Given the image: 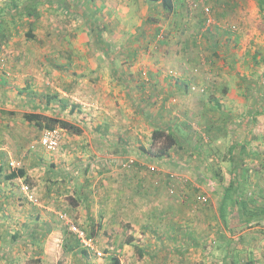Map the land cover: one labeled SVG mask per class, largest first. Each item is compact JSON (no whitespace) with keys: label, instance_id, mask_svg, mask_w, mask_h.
I'll use <instances>...</instances> for the list:
<instances>
[{"label":"rangeland","instance_id":"obj_1","mask_svg":"<svg viewBox=\"0 0 264 264\" xmlns=\"http://www.w3.org/2000/svg\"><path fill=\"white\" fill-rule=\"evenodd\" d=\"M37 1L40 16L29 18L22 16V9L24 3L32 4L30 0H0V264H116L115 259L119 264H233L235 259L254 264L255 257L264 259V250L257 251L253 242L256 234L263 235L264 218L252 227H237L246 217L232 206L238 195L227 206L230 228L220 212L229 179L237 182L240 171L248 176L242 201L256 217L264 209V22L258 0H176L172 14L154 0H123L118 4L121 9L96 14L102 25L110 26L102 30L108 51L101 50L96 33L82 19L68 16L65 0L57 3L58 8L54 0ZM92 2L115 5L113 0ZM207 6L215 21L211 27L204 25ZM141 22L146 27L143 33ZM179 50L195 56V66L214 70L215 76L206 80L209 85L220 90L240 86L233 89L236 99L221 111L229 112L231 133L240 134L234 161L226 162L224 148L212 151L210 131L203 132L196 146L199 157L189 152L179 156L176 148L163 158L154 156L158 148L148 125L157 101L136 108L137 121L125 118L120 124L126 141V131L132 132L127 135L128 152H108L105 144L97 155L94 132L99 113L108 115L105 111L112 104L123 106L125 114L135 109L128 106L125 87L114 81L110 69L135 71L126 79L131 76L136 87L143 84L154 93L152 69L174 70L179 63L171 60H177ZM71 72L88 78L82 94L76 95L69 82ZM104 80L107 87L102 86ZM113 81L118 85L115 90L109 84ZM58 82L72 88L68 91L72 94L58 92ZM197 87L205 89L192 91L200 95L211 90ZM237 97H242V105ZM48 98L51 107L46 106ZM78 99L95 103L96 109L102 105L101 110L76 108ZM61 101L70 103L66 112ZM28 112L68 121L81 132L58 128L62 140L49 151L39 144L41 131L24 121ZM190 123L201 133L204 124ZM221 138L222 147L229 149L232 136ZM242 143L244 152L238 148ZM179 160L188 165L179 166ZM223 160L233 171L219 167ZM21 169L26 178L4 179ZM135 172L144 173L138 176L143 183L137 191L126 179ZM247 231L243 242L240 235Z\"/></svg>","mask_w":264,"mask_h":264},{"label":"crops","instance_id":"obj_2","mask_svg":"<svg viewBox=\"0 0 264 264\" xmlns=\"http://www.w3.org/2000/svg\"><path fill=\"white\" fill-rule=\"evenodd\" d=\"M54 1H55L53 3L54 7L58 8L57 3L58 2L61 3V1L60 0H54ZM113 1L115 5H113L112 3L111 5L108 4L107 6L103 4L98 6L97 3L92 2V0H79L78 2L75 0H67V1L65 0L64 8L66 9L65 12L68 13V16L75 15V17L82 19V21H84L85 23V26H87V29L91 30L90 26L93 23H98L99 28L103 30L102 27L104 26L110 27V26L105 25V24L102 25L103 24L102 21L96 16V14L98 13V11L100 10L102 11L104 9L112 11L114 9L119 10L122 8V6H118V4L122 3L123 0H113ZM67 3H69V5H67ZM126 4H129V3H126ZM86 5H89V6H87L86 8L85 7ZM175 8L177 9V6ZM90 12H92L93 14H91ZM142 23L143 22L139 24L141 27L139 25H137V27L138 28L140 27L143 33L146 27L142 26ZM125 33L126 35H128L130 33V30L125 31ZM94 35L97 40V35L96 34ZM100 38L104 40L103 38L105 37L103 36V34H101ZM186 51L179 50V56L176 55L175 57L177 58V60L176 59L171 60V61H176L175 63H179V66L176 67L174 70L173 69L169 70L171 71V74L174 73L173 76H168L167 72L169 71H167L165 68L161 67L159 69L158 68L152 69L154 70V72H151V81L153 83L151 87H153L152 92L154 91V93H150L151 90H146L143 87V84L142 85L138 84L136 87L137 82L133 84L134 80L131 76L128 77V79H126L127 75L136 74L135 71L133 70L126 71V69L125 70L120 69L122 70L120 73L118 69H115L113 67L110 69L112 72V75H113L112 78L114 79V81L118 82V85H123L125 87V91L123 92L125 96L128 97L127 98L128 106L131 105L135 109L129 108L127 110V113L125 114L123 111V106L117 107L116 104H112L111 106L113 108L109 111L107 110L105 111L108 113V115H105L104 112L99 113V114L102 113V117L97 116V120L99 122L97 123V127H96L97 130L94 132L96 139L98 141V143L96 142V147H95V149L98 150V152L95 150L97 155L102 154L100 152H102L101 150L102 146L105 144L107 146V149H109L108 152L117 153V154H123V153L128 152L127 150L129 149L128 148L129 143L127 141H130V140H128L127 135L128 136L132 135V132L126 131L127 133L126 135L127 141H126L125 134L123 133V131H119V127H121L120 124H123L125 122L124 121L125 118L126 120H131L133 122L137 121L135 120V114H134L136 111V108L137 110H139L140 107L147 108L148 105L155 104V102L157 101L158 107H156V109H153L152 113L154 115L152 116L151 119L149 118L148 126L150 128V132H153L157 128L165 129L167 132H170V131L175 132L181 138L179 142V146L174 147L179 150V156L184 155L185 152L186 153L189 152V153H195V155L199 157L200 155L196 153V151H199V149L197 150L196 146L201 140L202 134L204 135L203 132L210 131L213 133L212 135H214L213 145L211 146L212 151L215 153H218L219 151L221 152L222 149L224 148L225 150V151L223 150L225 152L224 155L227 157L226 162L231 161L232 159L234 161V157H233L234 156L233 154L235 152L234 145H237L238 143L237 139L240 138V134L235 133V131L231 133V131L228 129L229 128L228 121L231 118L229 116V112L227 113V110L224 112H221V111L224 108L227 109L225 105L226 103L230 104L231 101L236 99V96H235L237 94L236 90L240 89V86H235V88L230 87L229 89L228 87H223L220 90L219 88L213 86L212 84L209 85V83L206 80L215 76L214 70L211 69V67H205V66L202 67L200 65H199L200 67L195 66V64H198V59L195 56L190 57V55H188ZM138 74H141V73L139 72ZM100 77H102V73L100 74ZM68 78L70 79L69 82L71 84H74L73 89L76 90L75 91L76 95L82 94L80 90L82 89V87H85L84 85H87L88 78H83L81 74L79 73L77 74L76 72H71L70 74H68ZM120 78L122 79L124 78L123 82H120ZM2 80L5 81V79H2ZM114 81L112 83H109L110 86H113L112 90H115L116 85H117V84H114ZM55 84H56V89L58 92H61L65 96L67 95L69 96L72 94V92L68 93V91H70V89L72 88L67 87V86L66 87L62 86L61 82H58ZM107 84H108V81L106 80L102 82V86L107 87ZM195 84L197 86L205 85L208 88L211 87V90H209L210 92L207 93L206 95H200L198 93H194L190 90V87L192 89L193 85L196 86ZM99 87H101V85ZM233 89H236V90H233ZM218 90H219V93H217ZM61 93H58V95L56 94V96L59 97L60 96L59 94ZM81 97L83 98L84 96H81ZM172 98H175V99H172ZM109 99L111 100L110 97ZM50 100L51 99L48 98V101L46 103V106L48 107H51L50 105L52 104ZM81 100L82 99H78L77 101H75L76 105H74V107L78 108L82 106L85 112L87 111L95 112V110H101L100 108L102 105L98 107V109H96L95 103H92L89 100H85V101H81ZM125 101L126 99L123 100L122 104H124ZM78 102H80V104ZM238 103H241L242 105L243 103L242 97L238 98ZM61 104H63L62 110L66 112L68 108L67 106H69L70 103L66 101H61ZM64 105H65V108H64ZM164 106H167V107L165 108ZM70 110L72 111V109ZM96 114H98L97 111H96ZM142 119L144 120L142 116H139L138 120H142ZM191 121H197L199 122L200 125L204 124V126L201 127L202 130L200 129L201 133H198L191 129L189 125L191 124L190 123ZM194 129H197V128L194 127ZM221 131H222V135H220ZM94 134H91V135L93 136ZM224 136H228V137L232 136L231 147L227 150H226L227 147H222L223 143L221 141L222 140L221 137H224ZM86 137H88V133L87 135L84 136V138ZM113 148H117V149L114 151ZM238 148L241 149L240 150L241 152L242 151L244 152L246 150V143H242L241 146ZM80 151H81V154L86 153V151L83 148H80ZM147 151L148 153H150L149 149H147ZM140 152L144 153L145 151L141 150ZM185 160H188V157L185 158ZM182 164L186 166L188 165V164L183 163L182 161L180 162L179 160V166H181ZM229 164H226L223 160L222 162H220L219 167L220 168L223 167V170L225 171L229 168L228 167ZM224 166H227V167H224ZM233 166H234L233 168H235V162H233ZM228 170L233 171L232 169H228ZM138 176L144 177V173L135 172L132 175L130 173L126 177L127 184L136 188V191L139 190V188H141V184L143 183V181L139 180ZM240 179L243 180L242 177H240ZM229 182L231 184L233 181L229 179ZM239 229L237 228V230ZM242 234L243 233H241L240 235V240L245 242V240H243V237H245V239L247 240L249 233L247 231L246 234H243V235ZM251 234L254 235L253 233ZM253 240H254L253 242L256 243V246H254V248L257 249V251H261V250L263 251L264 250V246H263L264 245V235H261L258 233L256 234V238ZM245 249H248V246L247 248L245 247ZM254 260H255L254 264H264V259L255 257Z\"/></svg>","mask_w":264,"mask_h":264},{"label":"trees","instance_id":"obj_3","mask_svg":"<svg viewBox=\"0 0 264 264\" xmlns=\"http://www.w3.org/2000/svg\"><path fill=\"white\" fill-rule=\"evenodd\" d=\"M155 2H158L162 5L163 9L168 12L169 14H172L176 12V6H177V1L176 0H154ZM30 3H24L23 9H22V16H27V17H34L38 18L40 16L39 10H37V5L38 1L37 0H30ZM258 6L260 9V12L263 14V22H264V0H258ZM15 8H17V5H14ZM150 22H154L150 21ZM2 29V27H1ZM90 29L94 31L97 35V43L102 47L101 50L108 51L110 50L108 47H110L109 43H106L104 40H102L101 34V28H99L98 23H93L90 26ZM108 26L103 27L104 30H108ZM28 36L30 38H34V35H32L31 32L28 33ZM4 37V35H3ZM3 38H0V46L2 45ZM104 48H107L106 50ZM191 90V87H190ZM207 94V93H205ZM204 94V95H205ZM65 108V107H64ZM23 119L24 121L31 127H34L41 132L44 130H55L58 128H62L65 130H69L74 132L75 134H80V130L77 129L75 126H73L70 122L62 120V119H57L54 117H50L47 115H44L42 113H37V112H28L23 114ZM181 138L173 131L167 132L165 129L157 128L153 131L152 135V142L155 147H157V152L154 154L156 157H165L168 154H170V151L175 147L179 145ZM183 140V139H182ZM213 142V141H212ZM210 144V143H209ZM241 150V149H240ZM244 150V148H243ZM239 171V169H238ZM241 173L239 174V180L237 182H232L229 187L225 190V196L223 199V203L221 204L220 207V212L222 213L221 219L222 221L226 224L227 221V206L230 200L233 198L234 195H238V197L232 201V206L236 207L240 215H245L244 221L239 222V226L241 227L243 225L252 227V223L257 221V219H262L264 218V209L260 210L261 216L256 217L254 212L250 211L248 209V205L246 201H242V198L245 196L246 190L248 189V176L240 171ZM1 176V172H0ZM242 177L243 180L240 179ZM17 178H26V171L21 169L18 171H14L7 175L4 179L6 181H12ZM252 201V199H251ZM236 215V214H235ZM235 215L233 217H235ZM258 223V222H257ZM227 226L229 224H226ZM234 225V224H233ZM233 227H236L234 225ZM228 228H230L228 226ZM261 233L264 235V230L261 231ZM224 237V235H223ZM226 243H229L230 241L228 239H225ZM116 264H119V261L115 259ZM241 259H235L233 264H240ZM246 264H253V262L249 261Z\"/></svg>","mask_w":264,"mask_h":264},{"label":"built area","instance_id":"obj_4","mask_svg":"<svg viewBox=\"0 0 264 264\" xmlns=\"http://www.w3.org/2000/svg\"><path fill=\"white\" fill-rule=\"evenodd\" d=\"M204 15H205V23L204 25L206 27H211L214 24V19L212 17V9L211 7H205L204 8ZM191 91L194 92H201L204 93L205 89L203 88H199L197 86L192 87ZM62 140V133L59 129H55V130H44L41 132L40 137H39V144L49 150V151H55L58 147V145L60 144ZM25 191H29L30 188L28 186L24 187ZM83 234V233H81Z\"/></svg>","mask_w":264,"mask_h":264}]
</instances>
